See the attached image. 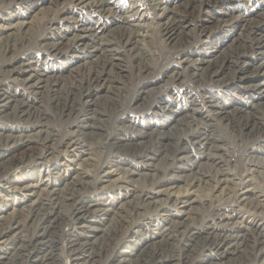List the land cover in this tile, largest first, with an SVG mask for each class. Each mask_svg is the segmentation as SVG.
<instances>
[{"label":"bare ground","instance_id":"1","mask_svg":"<svg viewBox=\"0 0 264 264\" xmlns=\"http://www.w3.org/2000/svg\"><path fill=\"white\" fill-rule=\"evenodd\" d=\"M240 1L0 0V264H264V0Z\"/></svg>","mask_w":264,"mask_h":264},{"label":"rangeland","instance_id":"2","mask_svg":"<svg viewBox=\"0 0 264 264\" xmlns=\"http://www.w3.org/2000/svg\"><path fill=\"white\" fill-rule=\"evenodd\" d=\"M131 1L132 0H122V3L124 4V7L125 8H128V7H130V5L129 4H131ZM245 5H246V2H245V0H241L238 4H237V8H235V9H229V10H232V11H234L233 13H241V11L240 10H242L243 8H245ZM255 5V4H254ZM57 7H61L62 5H61V3H59V4H57L56 5ZM31 7V4H23V5H21L18 9H19V13H28L29 12V8ZM66 7H67V9H69V10H72V11H75V12H80L81 10H80V8L79 7H77V6H75L74 4H70V3H66ZM228 6H221V7H218V8H215L214 9V14H222L224 11H226V10H223L224 8H227ZM228 10V11H229ZM69 13H71V11H69ZM213 14V13H212ZM65 17H60L57 21L60 23V25H62V27L64 26V25H67V21H65V19H64ZM109 23H110V25H111V22H110V20L108 21ZM17 23V20H13L12 21V24H16ZM9 24H7V23H4V22H0V26H4V27H7ZM111 27H112V25H111ZM206 40V39H205ZM209 42V41H208ZM159 46V45H158ZM196 58H197V56H195ZM43 60V59H42ZM49 63H50V65L51 66H55V65H58L57 63H58V59L57 58H55V57H53V56H50L49 57V61H48ZM187 86H190V83H189V81H187ZM186 89L188 90L189 89V87H184V88H182L181 90H177L178 92H180V99H181V102L184 100L183 99V97H184V92L186 91ZM191 90H193L192 88H190ZM184 90V91H183ZM211 91H213V92H215V93H217L223 100H225L227 103H230V97L229 96H227L226 94H223L221 91H219L218 90V88H212L211 89ZM233 100V99H232ZM133 116H134V118L135 119H138L137 117H136V114H133ZM139 120V119H138ZM139 123H141L142 121H138ZM143 123V122H142ZM218 135H223V133H218ZM253 142H255V141H253ZM253 142H250V143H253ZM257 142V141H256ZM249 144V143H248ZM257 147H258V144L256 145ZM230 150L232 151V153H231V156H232V159H231V161H230V168L232 169V171L233 170H235V172L236 171H238V168L241 166V162L243 161L242 160V156H243V154L245 153V149H244V147H242V146H234V143H231V148H230ZM18 153H20V154H23V153H25L26 152V149H24V148H19V150L17 151ZM258 152H260L261 153V151L260 150H258ZM259 155H261V154H259ZM263 157V156H262ZM29 175H31V173H29ZM204 188V187H203ZM201 193L203 194H206V193H208L207 192V190H206V188L203 190V189H201ZM3 210V206H1L0 205V211H2Z\"/></svg>","mask_w":264,"mask_h":264}]
</instances>
